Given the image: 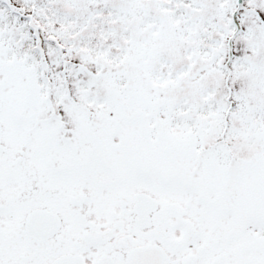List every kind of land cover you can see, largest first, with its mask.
<instances>
[{
  "label": "snow or ice",
  "instance_id": "snow-or-ice-1",
  "mask_svg": "<svg viewBox=\"0 0 264 264\" xmlns=\"http://www.w3.org/2000/svg\"><path fill=\"white\" fill-rule=\"evenodd\" d=\"M0 264H264V0H0Z\"/></svg>",
  "mask_w": 264,
  "mask_h": 264
}]
</instances>
